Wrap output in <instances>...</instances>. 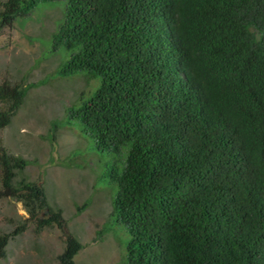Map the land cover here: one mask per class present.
<instances>
[{"label":"trees","instance_id":"16d2710c","mask_svg":"<svg viewBox=\"0 0 264 264\" xmlns=\"http://www.w3.org/2000/svg\"><path fill=\"white\" fill-rule=\"evenodd\" d=\"M52 1L0 0V30ZM64 1L55 75L97 80L65 115L115 155L98 179L116 187L123 262L264 264V0ZM24 93L0 87V130ZM26 164L0 139V198L21 201L37 232L57 226L59 264H74L81 244ZM24 228L0 233V258Z\"/></svg>","mask_w":264,"mask_h":264},{"label":"rangeland","instance_id":"374dc122","mask_svg":"<svg viewBox=\"0 0 264 264\" xmlns=\"http://www.w3.org/2000/svg\"><path fill=\"white\" fill-rule=\"evenodd\" d=\"M65 3L38 4L0 30V87H25L10 123L0 130V139L11 155L27 161L22 175L43 187L48 204L61 212L66 231L81 244L74 264H125L129 235L111 219L116 187L98 179L103 161L115 155L95 151L90 136L80 133L75 121L65 115V108L89 95L97 80L80 73L55 75L69 55L63 48L53 50L51 44ZM6 107L7 101L0 100V109ZM27 217L21 201L0 198V233L25 224L9 238L0 264H59L63 232L57 226L37 232Z\"/></svg>","mask_w":264,"mask_h":264}]
</instances>
